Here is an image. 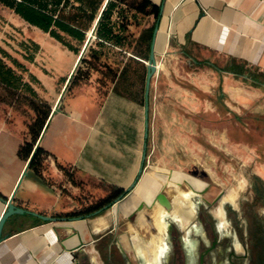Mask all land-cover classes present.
<instances>
[{
  "label": "crops",
  "instance_id": "1",
  "mask_svg": "<svg viewBox=\"0 0 264 264\" xmlns=\"http://www.w3.org/2000/svg\"><path fill=\"white\" fill-rule=\"evenodd\" d=\"M151 1L159 5L160 12L153 46L157 70L150 80L148 94L145 159L160 146L159 131L163 127L177 129L179 102L193 108L194 98L198 99L168 69L176 53H184L193 63H199L194 53L223 59L226 63L222 68L208 59L200 62L215 71L222 81L217 96L229 99L233 109L245 107L255 112L264 108V0ZM113 50L119 53L115 57L121 64L126 61L135 66L128 58L134 57L145 66L143 54L138 57L130 49L114 47ZM77 56L73 57L69 74ZM97 77L91 73L80 86L64 92L60 111L51 117L49 126L42 132L38 144L49 153L43 161V179L27 169L17 185L27 160L17 155L19 135L0 123V194L3 197L8 198L15 191V204L56 217L77 208L73 201L77 188L64 178L60 167H69L74 176L101 182L105 187L125 190L130 185L141 163L144 82L140 74L124 75L118 83V89L122 88L119 93L113 90V82L101 86L95 82ZM213 86L209 79L204 80L201 88L209 92ZM257 98L262 99L261 104H254ZM183 119L193 124L188 116ZM152 167L142 175H153ZM113 206L96 215L73 220L45 221L29 214L12 215L2 229L0 264H77L73 254L79 249L93 256L95 236L109 227H117L119 215L127 218L134 208L123 214L116 207L115 214ZM2 209L0 202V213ZM26 217L28 222L17 224Z\"/></svg>",
  "mask_w": 264,
  "mask_h": 264
},
{
  "label": "rangeland",
  "instance_id": "2",
  "mask_svg": "<svg viewBox=\"0 0 264 264\" xmlns=\"http://www.w3.org/2000/svg\"><path fill=\"white\" fill-rule=\"evenodd\" d=\"M0 50L22 65L19 69L23 80L33 91L14 93L0 86V123L18 134L21 144L29 139L28 126L35 116L29 100L41 107L51 109L54 106L69 74L75 53L1 4ZM193 57L199 63L188 61L184 53H176L172 55L173 61L168 69L173 72L178 83L192 90L198 99L194 98L193 108H186L179 102L177 129H166L162 126L158 140L160 146L151 152L150 158L144 160L142 173L148 172L153 166L152 173L160 182L157 191L161 190L167 195L174 211L179 214V219L190 216L193 201H209L212 214L218 203L220 207L223 204L227 211V229H238L248 235L245 244L248 249L252 248L251 263L249 259H242L239 260L240 264H264V192L260 193L261 197L257 201L253 199L255 180L264 185V108L255 112L245 107L233 109L229 106V99L223 96L217 102L222 81H219L215 71H210L200 62L208 59L218 68H222L226 62L219 57H208L201 53H194ZM5 60L13 66L10 59ZM209 79L214 86L209 92H203L201 85H204V80ZM16 94L28 98H17ZM254 101V104H261L262 99L257 98ZM225 106L229 111H226ZM183 108L192 113H187ZM185 116L193 120L192 125L190 121L183 119ZM165 117L168 118V115ZM60 171L67 180L66 174L73 179L71 185L77 188L73 201L77 203V208L95 201L106 192V187L101 182L76 177L69 167ZM182 177L187 181L197 179L202 184V192H192ZM177 191L184 192L186 196L176 200ZM231 191L235 193V207L221 198L217 199L219 194L223 196ZM146 203L148 206L138 212L134 222L119 215V225L115 233L122 234L118 235L122 245L127 236L133 242L140 239L147 244L155 234L145 218V214L153 217L154 207L150 205V201ZM117 205L113 206L112 213L116 214L118 211ZM230 218H235V223ZM26 222L27 217L17 224Z\"/></svg>",
  "mask_w": 264,
  "mask_h": 264
},
{
  "label": "trees",
  "instance_id": "3",
  "mask_svg": "<svg viewBox=\"0 0 264 264\" xmlns=\"http://www.w3.org/2000/svg\"><path fill=\"white\" fill-rule=\"evenodd\" d=\"M105 1L0 0V4L12 10L29 25L48 33L50 37L65 45L76 55L79 54L94 21L97 20L94 37L79 59V65L77 64L78 67L71 75L65 92H71L75 86L78 87L84 80H87L91 73H97L96 81L101 86L113 82V90L122 93V88L118 89V83L122 77L128 74H140V78L144 82L145 66L134 57L128 58L130 63H135V66L126 61L121 64V61L115 57V54L119 55V53L113 48L130 49L133 55L140 57V54H143L142 58L146 60L160 7L151 0H107L106 3ZM150 18H152L151 22ZM5 59H10L13 66L9 65ZM139 67L140 72L138 71ZM19 68H22L20 63L0 50V86L14 93L18 91L33 92L23 80ZM16 97L28 98L21 94H16ZM220 99H222V95L217 96V102ZM29 103L35 116L28 126L29 139H25L17 149V155L23 160L28 159L51 110L49 107H41L31 99ZM225 108L226 111H229L228 107L225 106ZM49 123L50 120L46 128ZM48 154L47 150L38 144L29 161L28 169L38 179H43L41 170L43 161ZM66 176L70 182L73 181L69 174ZM254 192L256 201L260 199V193L264 192V185L257 179L254 183ZM125 194L126 191L122 188L106 186L105 194L95 201L71 211L59 213L56 217L70 219L91 216L98 209L102 212L104 206L109 207L115 199ZM0 196L2 195L0 194Z\"/></svg>",
  "mask_w": 264,
  "mask_h": 264
},
{
  "label": "flooded vegetation",
  "instance_id": "4",
  "mask_svg": "<svg viewBox=\"0 0 264 264\" xmlns=\"http://www.w3.org/2000/svg\"><path fill=\"white\" fill-rule=\"evenodd\" d=\"M253 199L256 201L255 192ZM191 203L190 216L183 219L170 213L173 210L172 203L169 209L160 205L164 210L162 218L164 228L160 234L162 250L157 264H240L239 260L242 259L245 261L249 259L251 263L252 248L248 249L245 244L248 235L241 233L238 229H227V211L223 204H221V210L226 226L219 228L217 218L210 212L209 201L197 200ZM144 207L146 205H143L140 210L131 211L127 220L134 222L136 215ZM145 218L151 224L150 215L145 214ZM230 219L235 223V218ZM150 226L156 233L152 224ZM117 227H109L103 233L95 236L92 241L95 249L93 256L87 254L83 249L77 250L74 254L76 263L147 264L148 257L137 251L134 246L135 242L129 236L126 237L124 245L119 243L118 235L114 232ZM139 241L142 246L147 245L143 241ZM236 244L240 247L239 250L236 249Z\"/></svg>",
  "mask_w": 264,
  "mask_h": 264
},
{
  "label": "water",
  "instance_id": "5",
  "mask_svg": "<svg viewBox=\"0 0 264 264\" xmlns=\"http://www.w3.org/2000/svg\"><path fill=\"white\" fill-rule=\"evenodd\" d=\"M106 1H105V3H106ZM105 3H104V5H105ZM96 22H97V20L94 21V23H93V25H92V27H91V29L89 31V34L87 35V38H86V40H85V42H84V44H83L78 56H77L76 63L74 65L73 69L71 70L70 74L67 76V78H66V80H65V82H64V84L62 86L61 92L59 93L54 106L50 110L48 119L45 122V125H44V127H43V129H42V131L40 133V136H41L42 132L44 131V129L46 128V126H47L49 120L51 119V117L55 113L60 111L61 98H62V96H63V94L65 92L66 86L69 83L71 75L73 74V72L75 70V67H76L77 63L79 62V59L81 58L86 46L90 43V41L94 37V31H95ZM156 30H157V22L155 23L154 28H153L152 37H151V41H150V47H149V51H148V56H147V59H146V62H145V78H144V89H143V143H142V152H141V163L139 165L136 177L133 179V181L130 183V185L125 189L126 194L123 195V196L118 197L117 199H115L114 202L110 205V207L113 206L114 204H116L117 202H119L121 199H123L136 186V184H137V182H138V180H139V178H140V176L142 174V171H143V163H144V160H145V151H146L147 136H148V94H149V88H150V80H151L152 76L154 75V73L157 70V62H156V57H155V52H154V47H153L154 46V39H155ZM40 136H39L38 140L36 141L32 151H31V153H30V155H29V157H28V159L26 161L25 168L22 171V173H21V175H20V177H19V179L17 181V185L20 183L22 177L27 174L29 161H30V159H31V157H32L37 145H38V141L40 139ZM14 192L15 191H13L12 194L8 198L0 196V202L3 205V209H2V211L0 213V239L3 237V234H2L3 225H4L5 221L9 217H11L12 215L29 214V215L38 217L41 220H45V221L68 220V219L63 218V217L58 218V217H54V216H50V215H44V214H41L39 212L28 210V209H26V208H24L22 206H19V205L15 204L13 202ZM192 192H194L195 194H200L202 192V190H200V191L192 190ZM221 197H222V194H219L217 199H220ZM154 202L158 203L159 205H162V206L166 207L167 209H169L171 207V201L169 200L167 195L165 193H163L161 190L156 191L154 193V196L152 198V203H154ZM143 205L148 206L146 202H144L142 200L139 201L137 203V205L134 206L132 211L134 209L140 210ZM104 208H106V206H104L103 209ZM99 212H100V210L98 209V210L94 211L92 213V215H96ZM78 218H80V217L70 218V219L73 220V219H78ZM73 256H74V254H73Z\"/></svg>",
  "mask_w": 264,
  "mask_h": 264
},
{
  "label": "bare ground",
  "instance_id": "6",
  "mask_svg": "<svg viewBox=\"0 0 264 264\" xmlns=\"http://www.w3.org/2000/svg\"><path fill=\"white\" fill-rule=\"evenodd\" d=\"M154 176L155 175L150 176L148 174H144L143 176H141L142 178L140 179L137 186L134 188V190L132 192H130L129 195H127L121 202H119V204L116 206L117 209L120 212H122L123 214H126L132 207L135 206V204L139 200H142L144 202L150 201V203H152V198L154 196V193L157 191V189L159 188V185H160V182ZM156 176H157V174H156ZM157 177H159V175ZM183 179L188 183L189 189L191 191L192 190H194V191L202 190V184L197 179H193L191 181H187V179H185V178H183ZM168 182H170V181H168ZM185 196H186V194L184 192H181V191H177L176 195H175L176 200H178L179 198L181 199ZM221 200L227 201L228 203H230L234 207L236 205L235 193L233 191L224 194L221 197ZM185 201H186V199H185ZM178 203L180 204V202H178ZM150 205H152V207H154V215L151 218L150 222H151L153 228L156 229V233L152 237H150V239H149L150 241L147 243L146 246H142L141 242L139 241L140 239L139 240L136 239V241H135L136 244L134 246H136L137 250L140 253H142L148 257V260H147L148 263L147 264H157L159 254L162 250L160 234L163 232V228H164V221L162 220L163 215H164V210L156 202H154ZM170 213H172L174 216L179 218V214L177 213V211L175 212L174 209ZM214 216L218 219L219 228L225 227V220H224V217L222 214L220 203H218V206L214 209ZM127 232H129V231H127ZM130 233H131V231H130ZM235 246H236V249H240V247L237 244Z\"/></svg>",
  "mask_w": 264,
  "mask_h": 264
}]
</instances>
